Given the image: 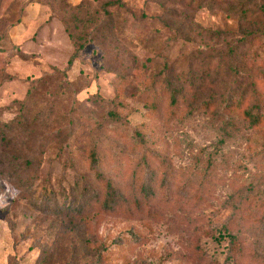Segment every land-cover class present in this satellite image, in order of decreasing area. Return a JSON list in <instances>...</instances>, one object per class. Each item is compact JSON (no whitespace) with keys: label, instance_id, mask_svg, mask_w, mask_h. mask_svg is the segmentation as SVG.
Listing matches in <instances>:
<instances>
[{"label":"rangeland","instance_id":"1","mask_svg":"<svg viewBox=\"0 0 264 264\" xmlns=\"http://www.w3.org/2000/svg\"><path fill=\"white\" fill-rule=\"evenodd\" d=\"M109 1L0 0V118L15 117L43 76L67 68L73 81L64 90L65 75L54 74L33 96V112L53 106L54 118L65 115L52 133L39 124L20 137L34 193L0 175V264L48 255L53 264H220L231 245L226 228L237 259L264 264V123L251 127L240 112L227 119L191 91L172 112L160 75L165 59L178 57V73L189 62L197 77L237 73L240 93L262 101L264 114V0H122L120 9ZM203 27L224 32L211 38ZM68 28L87 44L69 68ZM98 172L120 197L107 213ZM84 181L99 188L97 199L72 192Z\"/></svg>","mask_w":264,"mask_h":264},{"label":"trees","instance_id":"2","mask_svg":"<svg viewBox=\"0 0 264 264\" xmlns=\"http://www.w3.org/2000/svg\"><path fill=\"white\" fill-rule=\"evenodd\" d=\"M126 4L122 0H113L107 3L109 8L116 6L118 9L123 8ZM234 7H229L226 9L227 12H232ZM243 16L247 17L248 9L241 8ZM106 14L113 21L114 17L110 9H106ZM249 15V14H248ZM142 16H146V13H142ZM255 16V15H254ZM110 26L112 24H109ZM120 28V33H123L122 27L118 24ZM203 30L211 35V38L214 36L220 37L224 31L210 29L208 27H203ZM68 33L71 36L74 46L75 52L71 56L68 68L71 67L73 62L78 58L79 53L85 49L86 41H80L75 33L68 28ZM252 35V34H251ZM251 35H246L249 38ZM133 40L134 39L133 37ZM191 59V57H190ZM180 58H175L172 61H168L165 59L163 65L160 69V75H162V79L164 82V92L169 98L170 105L172 106V112H175L176 107L180 104V100H182L183 96L186 92H194L198 96L196 100L201 102V107H205L209 110H214L216 114H222V112L227 113V119H232L233 113L240 112L244 118L249 122L251 127H259L264 123V114L262 112V101H256L255 103H248V93L247 90L240 93L239 88V80L237 79V73H229L230 80H222L219 81V73L214 72V74H210L209 71L207 73H200L199 77L196 76V71L193 69L191 62H189L187 73H178L176 68ZM153 63L154 60H153ZM151 63V64H153ZM156 67V65H153ZM149 67V65H147ZM63 73L65 75V81L63 82L62 88L67 90L69 86L73 85V81L68 80V69L64 70H56L53 73L48 74L47 76H43L37 82V86L33 85L29 90L27 97L23 100H19L16 102L18 107V113L10 120H2L0 118V150L1 156L4 158L0 161V175L6 176L13 184H15L18 188L24 190H30L34 193V179L27 178V172L33 165V159L30 156L24 155L22 156L23 147L20 144V137L24 133H35L36 127L40 124L44 126L43 133H52L51 127L54 126V122L56 126H61L62 123L65 122V115H57L54 118L55 113L53 111V106H50L49 113H44L41 108L35 112L32 111L33 105V96L39 87V83L45 82L47 79L51 78L54 74ZM36 82V83H37ZM218 87V90L216 91ZM204 90L208 92V96H204ZM95 96V95H94ZM221 100L220 104L218 101ZM112 115L118 114L116 111L110 112ZM67 116V115H66ZM71 121V120H70ZM72 122V121H71ZM232 123L226 122V125H231ZM227 127V126H226ZM55 128V126H54ZM62 130L59 129L57 133ZM61 136V133L57 135ZM44 138V137H43ZM47 138V137H45ZM57 138V137H53ZM69 139L73 140V137L67 138L66 142L69 144ZM66 144V147H68ZM31 152V150H30ZM90 164L94 169H98L100 165V158L98 155V151L93 149L90 153ZM98 179L102 185L105 186L106 192L103 193L104 201L102 203L103 210L107 213L110 210H113L116 199L120 198L118 196V192L116 188L112 185L110 181L106 182L105 177L101 172H98ZM141 179V177H138ZM72 192H77L78 194L85 193H94V200L97 199L101 193L99 188L87 184L86 181L84 183L78 182L76 186H71ZM142 192L145 197L149 198L154 195V187L151 186L150 183H146L142 186ZM87 207V203H86ZM75 208L79 211V214L85 212V205L81 203H75ZM225 235L230 239L231 245L227 252L224 261H221L220 264H243L241 259L236 258V254L238 252L239 244L238 240L230 229H225ZM220 238L223 237L220 235ZM219 241V239H217ZM83 248H80L81 251H84L85 254L93 253L95 254L97 251L90 250L86 242H82ZM96 260L95 262L103 261L102 251H98L95 255H93ZM37 264H53L52 260L48 258H42ZM79 264H91L89 262L79 263Z\"/></svg>","mask_w":264,"mask_h":264}]
</instances>
